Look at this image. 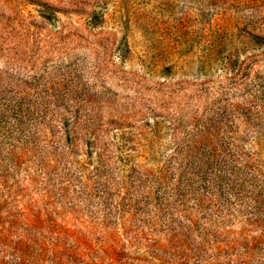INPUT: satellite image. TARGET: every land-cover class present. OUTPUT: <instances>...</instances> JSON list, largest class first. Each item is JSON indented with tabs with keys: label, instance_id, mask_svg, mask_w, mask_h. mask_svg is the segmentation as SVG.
Here are the masks:
<instances>
[{
	"label": "rangeland",
	"instance_id": "obj_1",
	"mask_svg": "<svg viewBox=\"0 0 264 264\" xmlns=\"http://www.w3.org/2000/svg\"><path fill=\"white\" fill-rule=\"evenodd\" d=\"M0 264H264V0H0Z\"/></svg>",
	"mask_w": 264,
	"mask_h": 264
}]
</instances>
